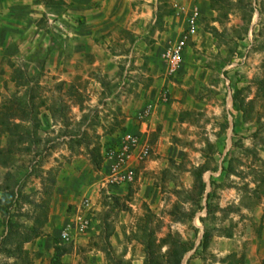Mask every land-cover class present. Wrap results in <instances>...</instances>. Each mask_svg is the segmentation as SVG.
Returning <instances> with one entry per match:
<instances>
[{
	"label": "rangeland",
	"instance_id": "rangeland-1",
	"mask_svg": "<svg viewBox=\"0 0 264 264\" xmlns=\"http://www.w3.org/2000/svg\"><path fill=\"white\" fill-rule=\"evenodd\" d=\"M143 1L142 20L96 31L82 49L67 37L85 17L62 12L41 26L53 48L2 57L0 264H17L2 251L18 242L5 238L10 223L36 218L29 251L43 248L40 264L56 244L75 264H174L184 250L181 264H264V0H199L197 34L174 73L167 51L189 0ZM142 128L149 155L133 183L111 186L105 150ZM84 196L96 229L61 243Z\"/></svg>",
	"mask_w": 264,
	"mask_h": 264
},
{
	"label": "crops",
	"instance_id": "crops-1",
	"mask_svg": "<svg viewBox=\"0 0 264 264\" xmlns=\"http://www.w3.org/2000/svg\"><path fill=\"white\" fill-rule=\"evenodd\" d=\"M62 1L63 3H46L44 0H0V64L4 55L25 59L29 55L38 54L40 45L50 40L49 33L41 26H46L47 19L50 18L51 14L58 16L62 12H66L72 18L77 15L85 17L84 23L75 30V36L67 37L68 41L74 40L75 44L81 46L80 49L84 47L83 44L86 45L92 41L96 31L108 32L120 23L131 24L134 20H142L141 18L147 15L145 12L148 4L143 0ZM48 45L53 48L52 41ZM155 147L153 146L154 149H156ZM160 149L158 150L161 151ZM138 194L142 195L144 200L151 202L153 199V189L150 185L143 184ZM74 206L75 204L72 208ZM69 217H71V212ZM193 223L195 222L193 221ZM45 229L52 233V235L45 237H53L54 228L52 224L47 225ZM93 229H96L94 219ZM37 239L39 240L40 237H37ZM29 245H33L32 240L24 244V248L28 251ZM42 249L41 246L36 244L29 251L32 259L31 264L42 262V258L39 257ZM52 252V257L48 262L55 264L53 263L55 254V248L53 247ZM58 264H75V255L66 252L62 255Z\"/></svg>",
	"mask_w": 264,
	"mask_h": 264
},
{
	"label": "built area",
	"instance_id": "built-area-1",
	"mask_svg": "<svg viewBox=\"0 0 264 264\" xmlns=\"http://www.w3.org/2000/svg\"><path fill=\"white\" fill-rule=\"evenodd\" d=\"M185 13L186 26L180 37L167 51V71L174 73L183 60V52L189 39L197 34L201 18L199 0H189L181 6ZM150 109L145 111L143 118L150 115ZM147 128L134 132H126L105 150V159L109 173L107 182L111 186H128L134 182L136 168L151 150ZM93 204L89 197L84 196L71 210L69 222L60 231L59 238L64 244H77L79 237L89 233L93 228Z\"/></svg>",
	"mask_w": 264,
	"mask_h": 264
},
{
	"label": "trees",
	"instance_id": "trees-1",
	"mask_svg": "<svg viewBox=\"0 0 264 264\" xmlns=\"http://www.w3.org/2000/svg\"><path fill=\"white\" fill-rule=\"evenodd\" d=\"M46 3H63L62 0H44ZM20 104L23 105V103L25 104V102L23 100H19ZM2 117V118H1ZM0 119H4V116H0ZM10 131L5 129V132ZM3 150V148H0V153ZM2 155V154H0ZM2 163H5L4 161H2ZM199 176H201L199 178V189H198V194L202 195L204 194L205 190H206V183L204 182L202 175L200 174ZM47 211V209H46ZM44 212L43 214L45 215V218H47V212ZM202 220V218H201ZM38 218L35 219L34 224L29 227V228H25L22 225L16 224V223H10L9 227H8V233L7 236H5V238L7 240H17V244L14 248L12 247H8V246H4V248L2 249V251H5L7 253H9L10 255L14 256L16 258V263L17 264H31L32 259L30 257V253L27 249L24 248V244L26 242H29L31 240H33L34 238L40 236L41 232H40V226L38 223ZM41 225H43V223L41 222ZM24 227V230L21 231V229ZM207 232H204L203 234V244H207L208 242V238H207ZM6 243V242H5ZM3 243V245L5 244ZM204 246V245H203ZM55 254L53 257V263L58 264L60 262V258L62 257V255H64L66 252H68V250H65L64 248H62V246L59 245H55ZM186 250H184L182 252V255L180 257V259L178 258L176 260V262L174 264H181V258L183 256V253H185Z\"/></svg>",
	"mask_w": 264,
	"mask_h": 264
}]
</instances>
